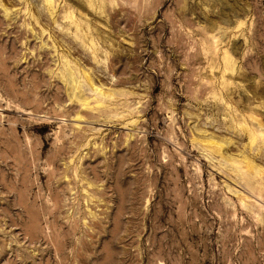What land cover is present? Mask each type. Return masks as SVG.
Returning <instances> with one entry per match:
<instances>
[{
  "label": "rangeland",
  "instance_id": "374dc122",
  "mask_svg": "<svg viewBox=\"0 0 264 264\" xmlns=\"http://www.w3.org/2000/svg\"><path fill=\"white\" fill-rule=\"evenodd\" d=\"M0 264H264V0H0Z\"/></svg>",
  "mask_w": 264,
  "mask_h": 264
}]
</instances>
